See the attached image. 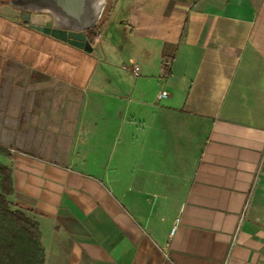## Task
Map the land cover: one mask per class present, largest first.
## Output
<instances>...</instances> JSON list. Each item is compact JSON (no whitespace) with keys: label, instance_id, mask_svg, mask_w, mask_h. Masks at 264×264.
<instances>
[{"label":"crops","instance_id":"obj_1","mask_svg":"<svg viewBox=\"0 0 264 264\" xmlns=\"http://www.w3.org/2000/svg\"><path fill=\"white\" fill-rule=\"evenodd\" d=\"M108 1L83 48L0 6V162L43 264H264V0Z\"/></svg>","mask_w":264,"mask_h":264},{"label":"trees","instance_id":"obj_2","mask_svg":"<svg viewBox=\"0 0 264 264\" xmlns=\"http://www.w3.org/2000/svg\"><path fill=\"white\" fill-rule=\"evenodd\" d=\"M3 3L6 2L0 0V6ZM109 8L108 1L100 20L86 33L90 47L98 39L96 32ZM0 154L10 156L1 146ZM13 191L11 168L0 162V264H43L44 246L38 223L22 210L13 208L8 199Z\"/></svg>","mask_w":264,"mask_h":264},{"label":"water","instance_id":"obj_3","mask_svg":"<svg viewBox=\"0 0 264 264\" xmlns=\"http://www.w3.org/2000/svg\"><path fill=\"white\" fill-rule=\"evenodd\" d=\"M24 22L73 46L90 47L86 33L100 20L108 0H3Z\"/></svg>","mask_w":264,"mask_h":264},{"label":"built area","instance_id":"obj_4","mask_svg":"<svg viewBox=\"0 0 264 264\" xmlns=\"http://www.w3.org/2000/svg\"><path fill=\"white\" fill-rule=\"evenodd\" d=\"M96 34H99V32L97 31ZM123 68L126 69L127 67H126V66H123ZM137 70H138V67H137V66H135V67L132 69V71L135 72V73L137 72ZM166 96H167L166 91H162V92L158 95L159 98H164V97H166ZM172 231H173V228H172Z\"/></svg>","mask_w":264,"mask_h":264}]
</instances>
